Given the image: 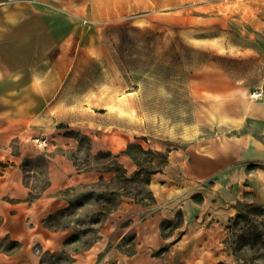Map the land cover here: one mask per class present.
I'll return each mask as SVG.
<instances>
[{
  "label": "crops",
  "instance_id": "obj_1",
  "mask_svg": "<svg viewBox=\"0 0 264 264\" xmlns=\"http://www.w3.org/2000/svg\"><path fill=\"white\" fill-rule=\"evenodd\" d=\"M102 24L97 0H0V243L5 238L21 243L12 254L0 252V264H41L38 245L42 252L61 251L70 233L53 228L49 217L69 206L73 187L112 176L113 170L82 167L71 156L81 147V135H89L96 149L104 144L127 171L138 169L126 153L134 143L131 130L124 139L109 136L116 128L97 123V105L89 121L85 111L82 120H68L64 111L68 102L96 104L102 87L111 85L97 83V65L103 70L117 65ZM238 90L250 91L228 84L223 95L243 96ZM230 107L229 101L226 113L199 117L200 129L217 132L173 155L171 168L178 171L173 183H162L167 177L162 173L153 176L154 204L123 201L104 218L95 245L72 253L68 264H180L186 252L179 249L180 238L164 235V222L182 217L173 233L191 235L200 226H228L239 203L264 201V101L238 113ZM44 139L46 144L38 143ZM16 140L21 155L6 159L8 144ZM37 160L47 185L31 197L26 181L41 175ZM129 235L136 242L127 253L120 245ZM163 247L168 248L157 253Z\"/></svg>",
  "mask_w": 264,
  "mask_h": 264
},
{
  "label": "rangeland",
  "instance_id": "obj_2",
  "mask_svg": "<svg viewBox=\"0 0 264 264\" xmlns=\"http://www.w3.org/2000/svg\"><path fill=\"white\" fill-rule=\"evenodd\" d=\"M97 19L103 21L117 62L112 70L97 65V83L111 85L102 87L96 104L68 102L64 111L68 120H82L85 111L89 121L97 105V123L116 128L109 136L124 139L129 137L126 129L131 130L140 171L132 177L134 172L121 166L104 144L96 149L89 135H81V147L71 156L82 167L113 173L68 191L69 206L48 219L56 230L68 229L67 244L54 253L35 246L41 264H68L72 253L94 246L104 218L123 201L156 202L153 176L162 173L167 175L162 183H173L178 178L177 168H171L173 155L217 132L198 125L215 105L209 93L224 94L228 84L248 88L245 98H224L223 106L230 101L232 113L264 101V0H97ZM115 84L117 94L110 93ZM260 91L262 96L252 97ZM6 153V159L20 156V140L10 142ZM36 163L41 175L26 181L32 197L47 185L42 160ZM244 203L254 206L241 209V217L226 227L200 226L185 236L181 230L173 233L182 217L164 222V235L180 238L179 249L186 252L180 264H264V201ZM135 242V235H129L120 248L132 252ZM20 247L5 238L0 252L12 254Z\"/></svg>",
  "mask_w": 264,
  "mask_h": 264
},
{
  "label": "bare ground",
  "instance_id": "obj_3",
  "mask_svg": "<svg viewBox=\"0 0 264 264\" xmlns=\"http://www.w3.org/2000/svg\"><path fill=\"white\" fill-rule=\"evenodd\" d=\"M239 93H241V95H243L242 98H245V94H246V91L244 90H238ZM209 97H210V101L214 102L215 105L213 106V109H209V113L210 114H215V113H226V110H225V107L223 106V101H224V98L225 96L223 94H220V93H217V94H212V93H209L208 94ZM259 94L256 92V93H252V97H258Z\"/></svg>",
  "mask_w": 264,
  "mask_h": 264
},
{
  "label": "trees",
  "instance_id": "obj_4",
  "mask_svg": "<svg viewBox=\"0 0 264 264\" xmlns=\"http://www.w3.org/2000/svg\"><path fill=\"white\" fill-rule=\"evenodd\" d=\"M133 148H134V143H132V144H129L128 145V148H127V150H126V153H128L135 161H136V163H137V165H138V168H139V166H140V162H139V159H138V157L134 154V152H133ZM110 153V152H109ZM111 154V153H110ZM140 171V169H137L134 173H133V175H132V177L134 176V175H136V174H138V172ZM31 197H32V195H31ZM195 198H196V196H195ZM199 200H201V196H199ZM155 203V201L152 203V204H154ZM247 206H254L253 204H245V203H239L238 205H237V209H238V213H237V216H236V218L235 219H238V218H240L241 217V209H243L244 207H247ZM180 216V215H179ZM181 224V223H180ZM180 224H178V225H176L175 227H177V226H179ZM167 248L168 247H163V248H161L157 253H161V252H164L165 250H167Z\"/></svg>",
  "mask_w": 264,
  "mask_h": 264
},
{
  "label": "built area",
  "instance_id": "obj_5",
  "mask_svg": "<svg viewBox=\"0 0 264 264\" xmlns=\"http://www.w3.org/2000/svg\"><path fill=\"white\" fill-rule=\"evenodd\" d=\"M258 94H259V96H262L263 91H260ZM46 141H47V140L44 139L42 142H39V141H38V143H39V144H46Z\"/></svg>",
  "mask_w": 264,
  "mask_h": 264
}]
</instances>
